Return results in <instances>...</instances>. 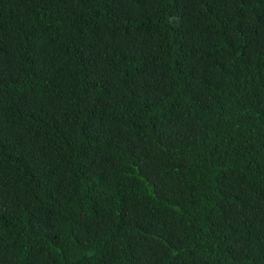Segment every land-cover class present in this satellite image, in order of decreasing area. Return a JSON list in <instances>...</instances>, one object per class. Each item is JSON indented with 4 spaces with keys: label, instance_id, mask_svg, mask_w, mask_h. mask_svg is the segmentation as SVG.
I'll list each match as a JSON object with an SVG mask.
<instances>
[{
    "label": "trees",
    "instance_id": "trees-1",
    "mask_svg": "<svg viewBox=\"0 0 264 264\" xmlns=\"http://www.w3.org/2000/svg\"><path fill=\"white\" fill-rule=\"evenodd\" d=\"M0 264H264V0H0Z\"/></svg>",
    "mask_w": 264,
    "mask_h": 264
}]
</instances>
